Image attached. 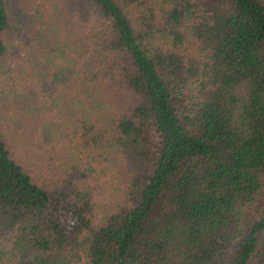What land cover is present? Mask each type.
<instances>
[{
	"label": "trees",
	"instance_id": "16d2710c",
	"mask_svg": "<svg viewBox=\"0 0 264 264\" xmlns=\"http://www.w3.org/2000/svg\"><path fill=\"white\" fill-rule=\"evenodd\" d=\"M0 264H264V0H0Z\"/></svg>",
	"mask_w": 264,
	"mask_h": 264
}]
</instances>
